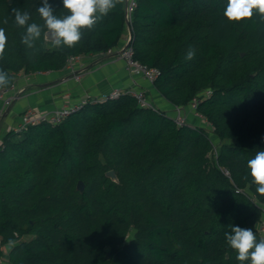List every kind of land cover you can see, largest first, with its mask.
<instances>
[{
  "label": "trees",
  "instance_id": "16d2710c",
  "mask_svg": "<svg viewBox=\"0 0 264 264\" xmlns=\"http://www.w3.org/2000/svg\"><path fill=\"white\" fill-rule=\"evenodd\" d=\"M50 3L67 14L60 0ZM125 4L82 29L75 47L42 35L28 49L11 10L42 25L40 0H0L5 87L20 71L59 70L70 55L114 49L128 26L134 57L158 69L156 90L174 106L194 102L219 148L214 155L204 127L177 125L126 92L88 100L57 124L9 130L0 143V256L14 241L9 264H240L228 226L260 237L264 195L247 161L264 150V19L228 22L227 0H135L128 19Z\"/></svg>",
  "mask_w": 264,
  "mask_h": 264
},
{
  "label": "crops",
  "instance_id": "0c3cea01",
  "mask_svg": "<svg viewBox=\"0 0 264 264\" xmlns=\"http://www.w3.org/2000/svg\"><path fill=\"white\" fill-rule=\"evenodd\" d=\"M129 36L128 26L119 45L111 53L96 52L79 55L77 62L70 68L59 70L26 73L20 71L14 75L13 88L8 91L14 95L11 104L3 106L0 99V143L2 137L11 130L20 120V115L27 108L35 110H53L68 102H77L87 96L101 98L112 89H141L149 99L160 109L174 112V105L168 102L150 83L141 75L130 74L124 61L118 57L117 51ZM79 75L75 79L74 75ZM186 120L194 125H201L206 120L193 115L191 106L182 107ZM261 220H264V204H261ZM259 222L256 226H258ZM27 239V237H26ZM13 246V245H12ZM1 245V257L5 264L11 247Z\"/></svg>",
  "mask_w": 264,
  "mask_h": 264
},
{
  "label": "clouds",
  "instance_id": "9594fccd",
  "mask_svg": "<svg viewBox=\"0 0 264 264\" xmlns=\"http://www.w3.org/2000/svg\"><path fill=\"white\" fill-rule=\"evenodd\" d=\"M123 0H60L62 8L67 14L58 16L56 6L50 0H40L37 11L43 24L29 23L31 14L12 8L14 23L17 27L26 31L21 42L28 49H36L37 41L45 35L57 47H75L82 39V29H92L97 21L108 15L122 4ZM264 19V0H227V6L223 12L224 17L230 23H240L251 19L255 14ZM7 19L4 23H7ZM7 43L5 29L0 27V59L4 56ZM196 50L189 47L185 60L195 58ZM10 78L6 72L0 70V88L7 86ZM247 168L256 185V192L264 195V150L256 152L254 158L247 161ZM224 233L228 246L237 254L236 260L240 264L249 261L250 264H264V238L257 239L252 228L229 225ZM10 246L14 241L8 242Z\"/></svg>",
  "mask_w": 264,
  "mask_h": 264
},
{
  "label": "built area",
  "instance_id": "2783aa9c",
  "mask_svg": "<svg viewBox=\"0 0 264 264\" xmlns=\"http://www.w3.org/2000/svg\"><path fill=\"white\" fill-rule=\"evenodd\" d=\"M134 6H135V0H126L125 15L127 19L129 18L130 13ZM112 51L113 50L111 49L108 50L106 53H111ZM116 51L118 57H120L124 61L125 68L130 74L141 75L150 83H153L154 79L158 74V69L155 67L147 66L146 64L140 62L138 59L134 57V50L130 43V35L125 39L123 45L119 47L118 50ZM78 59H79V55L68 56L66 59L65 67L66 68L72 67L73 63L77 62ZM74 78L78 80L79 75L77 74L74 75ZM13 84L14 82L8 87L0 88V99L2 100L4 107L9 106L14 98L13 94L12 95L8 94V91L13 88ZM121 92H126L134 96V98L137 101V104L141 107L152 106L151 100L146 95V93L141 89H131V88L126 90L112 89L108 94L104 95L101 98H92L85 96L79 99L77 102H68L53 110L42 111V110H35L33 108H27L22 112V114L20 115L19 122L16 124V126L12 128V130L18 135H20L26 130V128L29 125L37 124L40 122L57 124L61 122L66 115L80 109L88 100L98 101L107 98H113V97H117ZM207 93H209V91H207ZM190 106L193 109V115H195L199 119L206 120L201 113L195 110L194 102L191 103ZM174 112L175 113L173 114L172 117L177 125H181L187 121L182 107L174 106ZM223 171L224 174L227 177H229L228 171L225 169ZM237 191H242V190L237 189ZM257 230L259 232L260 237L264 238V220L259 221ZM0 264H5L1 256H0Z\"/></svg>",
  "mask_w": 264,
  "mask_h": 264
},
{
  "label": "rangeland",
  "instance_id": "374dc122",
  "mask_svg": "<svg viewBox=\"0 0 264 264\" xmlns=\"http://www.w3.org/2000/svg\"><path fill=\"white\" fill-rule=\"evenodd\" d=\"M46 39L50 41V39H48L47 37ZM169 113L171 114L172 112ZM200 124H201L200 126L204 127V129L206 130V133L208 134L210 140L212 141V144L214 145L213 154L215 155V152L218 150L220 145V143H218L219 142L218 138L213 133L212 127L210 126L209 122H202ZM133 234H134V230H131L126 238V241H129L133 237Z\"/></svg>",
  "mask_w": 264,
  "mask_h": 264
},
{
  "label": "water",
  "instance_id": "95a60500",
  "mask_svg": "<svg viewBox=\"0 0 264 264\" xmlns=\"http://www.w3.org/2000/svg\"><path fill=\"white\" fill-rule=\"evenodd\" d=\"M8 1L10 2V0H8ZM128 31H129V35H130V29H129V27H128ZM106 175L109 176L113 180L116 179L115 172L112 169L106 171ZM77 189L80 190V191H82V189H83V183H82L81 180H79L78 183H77ZM259 239H261V237H259L258 240ZM107 256H108V254H107Z\"/></svg>",
  "mask_w": 264,
  "mask_h": 264
}]
</instances>
